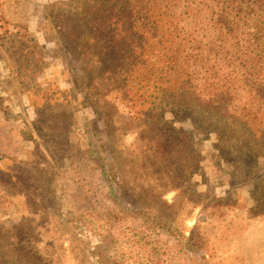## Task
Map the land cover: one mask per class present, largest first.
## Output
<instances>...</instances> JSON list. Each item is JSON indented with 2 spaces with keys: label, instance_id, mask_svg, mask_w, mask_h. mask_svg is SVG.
Returning <instances> with one entry per match:
<instances>
[{
  "label": "rangeland",
  "instance_id": "1",
  "mask_svg": "<svg viewBox=\"0 0 264 264\" xmlns=\"http://www.w3.org/2000/svg\"><path fill=\"white\" fill-rule=\"evenodd\" d=\"M73 1L0 0V36L26 27L44 57L35 74L19 41L0 48V264H264L257 184L187 111L164 115L193 132L184 161L149 152L166 126L93 96L55 29Z\"/></svg>",
  "mask_w": 264,
  "mask_h": 264
},
{
  "label": "trees",
  "instance_id": "2",
  "mask_svg": "<svg viewBox=\"0 0 264 264\" xmlns=\"http://www.w3.org/2000/svg\"><path fill=\"white\" fill-rule=\"evenodd\" d=\"M52 17L93 96L128 107L145 131L166 126L165 135L150 136L149 152L172 153L180 165L193 132L164 115L197 114L217 135L218 159L257 184L264 214V0H74ZM5 33L0 48L19 41L24 66L38 73L36 35L26 27ZM201 160L198 152L193 164Z\"/></svg>",
  "mask_w": 264,
  "mask_h": 264
},
{
  "label": "crops",
  "instance_id": "3",
  "mask_svg": "<svg viewBox=\"0 0 264 264\" xmlns=\"http://www.w3.org/2000/svg\"><path fill=\"white\" fill-rule=\"evenodd\" d=\"M51 1V0H50ZM36 24V27H37V23H35ZM30 30H35V29H33L31 26H30Z\"/></svg>",
  "mask_w": 264,
  "mask_h": 264
}]
</instances>
